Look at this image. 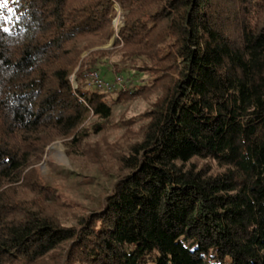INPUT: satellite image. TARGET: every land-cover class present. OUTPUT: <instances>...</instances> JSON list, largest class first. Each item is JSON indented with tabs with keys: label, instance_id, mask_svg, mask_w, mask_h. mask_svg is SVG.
Segmentation results:
<instances>
[{
	"label": "trees",
	"instance_id": "1",
	"mask_svg": "<svg viewBox=\"0 0 264 264\" xmlns=\"http://www.w3.org/2000/svg\"><path fill=\"white\" fill-rule=\"evenodd\" d=\"M115 5L120 60L150 81L113 101L154 99L122 122L139 124L104 206L67 224L36 166L52 141L108 128L113 102L70 77L87 50L89 69L109 67L90 49L113 35ZM0 13V264H264V0H8Z\"/></svg>",
	"mask_w": 264,
	"mask_h": 264
},
{
	"label": "rangeland",
	"instance_id": "2",
	"mask_svg": "<svg viewBox=\"0 0 264 264\" xmlns=\"http://www.w3.org/2000/svg\"><path fill=\"white\" fill-rule=\"evenodd\" d=\"M115 9L116 14L112 19L113 35L104 45L90 49H108L110 53L107 56V66L109 67L104 70L100 68L98 71L105 80H113L116 75H122L126 84L124 89L118 86L112 92L102 91L106 93L107 101L113 102V112L108 128L93 134L81 146L71 145L68 148L62 139L52 141L36 166L43 185L50 190V193L56 195L59 204L56 210L63 222L67 224H75L80 215L98 211L104 206V198L111 191L119 168L118 154L126 148L127 141L129 142L133 137L132 133L139 124L138 122L128 123L129 129H127L128 125L122 122L143 113L154 99V94H146L123 98L119 102L113 101L119 89L126 90L134 83L150 81L147 74L129 68V62L124 63L120 60L122 42L117 44V39L119 28L123 23L118 5H115ZM88 53L87 50L80 55V64L83 65L82 77L76 78L78 67L70 77L73 87L80 82L84 89H94L84 76L90 70L89 66H86L89 59ZM117 68L120 70L118 71ZM95 121H97L96 118L90 116L85 126L90 128ZM97 154H99L98 157Z\"/></svg>",
	"mask_w": 264,
	"mask_h": 264
},
{
	"label": "built area",
	"instance_id": "3",
	"mask_svg": "<svg viewBox=\"0 0 264 264\" xmlns=\"http://www.w3.org/2000/svg\"><path fill=\"white\" fill-rule=\"evenodd\" d=\"M84 76L94 88L100 91L112 92L115 91L118 86H122L123 89L126 87L124 78L120 75H116L113 80H105L98 70L90 69Z\"/></svg>",
	"mask_w": 264,
	"mask_h": 264
},
{
	"label": "snow or ice",
	"instance_id": "4",
	"mask_svg": "<svg viewBox=\"0 0 264 264\" xmlns=\"http://www.w3.org/2000/svg\"><path fill=\"white\" fill-rule=\"evenodd\" d=\"M8 0H0V9L7 8ZM8 11H11V9H8ZM2 14V13H0ZM4 31H7V29H4Z\"/></svg>",
	"mask_w": 264,
	"mask_h": 264
},
{
	"label": "bare ground",
	"instance_id": "5",
	"mask_svg": "<svg viewBox=\"0 0 264 264\" xmlns=\"http://www.w3.org/2000/svg\"><path fill=\"white\" fill-rule=\"evenodd\" d=\"M51 148V147H50ZM60 154V153H59Z\"/></svg>",
	"mask_w": 264,
	"mask_h": 264
}]
</instances>
